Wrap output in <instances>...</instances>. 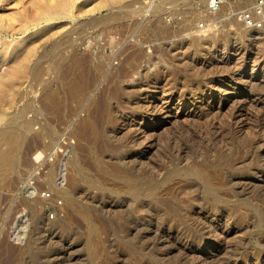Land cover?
<instances>
[{
    "label": "rangeland",
    "instance_id": "obj_1",
    "mask_svg": "<svg viewBox=\"0 0 264 264\" xmlns=\"http://www.w3.org/2000/svg\"><path fill=\"white\" fill-rule=\"evenodd\" d=\"M245 1L77 0L47 23L62 0H2L0 77L29 68L0 95V264H264V28L232 15Z\"/></svg>",
    "mask_w": 264,
    "mask_h": 264
},
{
    "label": "bare ground",
    "instance_id": "obj_2",
    "mask_svg": "<svg viewBox=\"0 0 264 264\" xmlns=\"http://www.w3.org/2000/svg\"><path fill=\"white\" fill-rule=\"evenodd\" d=\"M77 0H62V4H60V6H59V8H60V11L61 12H59V13H57V14H55L54 12H51V11H48L47 13H46V20H47V23H54V22H56V21H59V20H65V19H68V18H70V19H72L71 17H68L69 16V14H68V11H67V9H68V6H70V5H72L73 3H75ZM0 3H2V0H0ZM4 3V2H3ZM66 6H67V8H66ZM34 35L35 34H30V35H28L27 37H25V38H22L21 40H19V41H17V42H14L13 43V46H12V49L13 48H18V47H20V46H22V45H25V44H28L33 38H34ZM27 51H28V53H32V55H34V53H35V51H34V48L31 46L30 48H28L27 49ZM69 53H71V52H69ZM73 54V53H72ZM60 56V55H59ZM62 56V55H61ZM55 58V57H54ZM57 58V57H56ZM55 58V59H56ZM75 58V57H74ZM28 59V57H26V58H22V60L21 61H16V60H14L11 64H10V67L8 68V72H7V74L4 76V77H0V95L6 90V88L8 87V86H10V85H13L14 83H16L17 81H19V80H21V79H23L22 78V76L25 74V75H27V72H28V68H29V65H28V63H29V61H26ZM40 60V61H39ZM39 60H37V61H39V63H41V57L39 58ZM75 59H73V55L71 56V54H70V56H69V54H67V57H65V55L63 56V57H59V58H57L55 61L57 62V63H59V62H65V63H67L68 64V67H70V66H74L73 64H75L76 62L74 61ZM28 62V63H27ZM228 62H229V60H228ZM36 63V62H35ZM34 63V65H36V67H34V69H33V75H31V76H33V78H35V80L36 79H38V78H40L41 76V70H40V68H39V65H38V63L37 64H35ZM59 64H62V63H59ZM67 64H65V65H67ZM226 64H227V62H226ZM76 65V64H75ZM79 64H77L76 66H78ZM76 66H75V68H76ZM67 67V66H66ZM67 67V68H68ZM71 68V67H70ZM73 68V67H72ZM31 69V70H32ZM74 69V68H73ZM71 71V70H70ZM65 72V71H64ZM76 72V71H75ZM75 72H73V73H75ZM66 73H68V72H66ZM70 73H72V72H70ZM79 73V72H78ZM5 74V73H4ZM76 74V73H75ZM75 74H73V75H75ZM81 74V73H80ZM24 75V76H25ZM61 75V74H60ZM59 75V78L61 77ZM63 75H65V73L64 74H62V77H61V79H64L65 78V76H67V75H65V76H63ZM77 75V74H76ZM82 75V74H81ZM70 76H71V74H70ZM69 75H68V77H66V78H68L67 80H69L70 81V79H69V77H70ZM83 76V75H82ZM82 76H80L78 79H76L75 80V78H74V82L72 81L73 79H71V81H72V83L71 84H69L68 85V91H69V93H76V92H78L79 90H81L82 89V87H83V85H84V83H83V80H82ZM27 77V76H26ZM75 77V76H74ZM21 78V79H20ZM25 78V77H24ZM31 78V77H30ZM32 78V79H33ZM83 78H84V76H83ZM25 79H28V78H25ZM25 79H23V81L25 80ZM22 80L21 81H19L18 83H20V82H23ZM26 81V80H25ZM28 81V80H27ZM63 82H64V80H62ZM68 81V82H69ZM61 82V81H60ZM18 83H16V84H18ZM67 83V82H66ZM68 84V83H67ZM163 87V86H162ZM58 100H59V98L57 97V96H52V97H50V99H49V106H51V107H54L55 105H56V103L58 102ZM167 100V99H166ZM162 101H163V99H162ZM164 101H165V99H164ZM248 102V99L247 98H244V99H242L241 101H240V103L237 105V107H236V111L238 112V111H241V110H243V109H245L246 108V103ZM203 103V102H202ZM213 103V98H208L207 100H206V102H205V104H204V106H208V105H210V104H212ZM166 104V103H165ZM149 106H151V107H157V105H156V103H155V105H154V103L153 102H151L150 104H149ZM1 120H3V118L0 116V121ZM33 121H26L25 122V128L26 129H29L30 127H31V123H32ZM83 122V121H82ZM90 122V121H89ZM87 123H88V121L86 120V121H84L83 123H82V125H80L79 126V129H78V137H81L82 136V134L84 133V130H85V126L87 125ZM81 124V123H80ZM89 124V123H88ZM7 126H8V124H7V122H5V123H3V124H0V133H2L4 130H6L7 129ZM88 126V125H87ZM36 145V144H35ZM39 147H40V144H38V145H36L35 147H34V150L35 151H38V149H39ZM39 155H41V152H39L38 154H37V156H39ZM139 226V225H138Z\"/></svg>",
    "mask_w": 264,
    "mask_h": 264
},
{
    "label": "built area",
    "instance_id": "obj_3",
    "mask_svg": "<svg viewBox=\"0 0 264 264\" xmlns=\"http://www.w3.org/2000/svg\"><path fill=\"white\" fill-rule=\"evenodd\" d=\"M228 0H208V9L218 11ZM232 15L240 17L246 27L264 28V0L245 1L242 6L232 10Z\"/></svg>",
    "mask_w": 264,
    "mask_h": 264
}]
</instances>
